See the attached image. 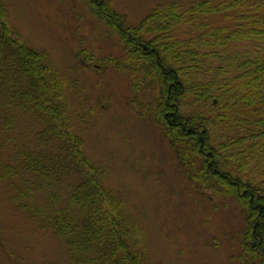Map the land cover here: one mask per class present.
Listing matches in <instances>:
<instances>
[{"label":"trees","instance_id":"obj_1","mask_svg":"<svg viewBox=\"0 0 264 264\" xmlns=\"http://www.w3.org/2000/svg\"><path fill=\"white\" fill-rule=\"evenodd\" d=\"M82 1L121 43L114 69L154 85L151 120L191 185L240 207L242 264H264V0H200L182 11L169 3L134 26L107 0ZM14 103L41 125L38 148L21 155L26 171L48 183L44 223L71 264H146L141 229L70 130L61 79L16 35L0 2V105ZM53 185L69 188L65 200Z\"/></svg>","mask_w":264,"mask_h":264},{"label":"rangeland","instance_id":"obj_2","mask_svg":"<svg viewBox=\"0 0 264 264\" xmlns=\"http://www.w3.org/2000/svg\"><path fill=\"white\" fill-rule=\"evenodd\" d=\"M107 1L134 26L156 6L170 3L182 11L200 0ZM0 2L16 35L43 52L61 79L70 130L141 229L145 263L242 264L236 239L243 224L240 207L231 198L191 185L151 120L154 85L110 63L122 58L117 36L103 32L82 0ZM15 105H0V264H71L66 246L44 223L51 211L44 208L42 190L48 183L24 168L23 155L38 148L41 125L36 118L32 124ZM52 189L65 200L66 185Z\"/></svg>","mask_w":264,"mask_h":264}]
</instances>
